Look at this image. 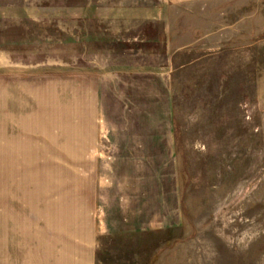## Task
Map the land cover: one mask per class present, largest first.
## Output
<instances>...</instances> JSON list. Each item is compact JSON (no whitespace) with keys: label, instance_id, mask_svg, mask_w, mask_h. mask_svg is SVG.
<instances>
[{"label":"rangeland","instance_id":"374dc122","mask_svg":"<svg viewBox=\"0 0 264 264\" xmlns=\"http://www.w3.org/2000/svg\"><path fill=\"white\" fill-rule=\"evenodd\" d=\"M221 6L133 99L72 19L0 18V264H264V0Z\"/></svg>","mask_w":264,"mask_h":264},{"label":"crops","instance_id":"0c3cea01","mask_svg":"<svg viewBox=\"0 0 264 264\" xmlns=\"http://www.w3.org/2000/svg\"><path fill=\"white\" fill-rule=\"evenodd\" d=\"M239 1L0 0L4 6L0 9V18L12 26L21 25V21L41 23L49 21V18L60 21L65 18L72 19L74 34L78 31L81 35L82 29L84 34L89 32L90 37L95 34L99 37L97 42L104 45L101 50H112L113 55L96 60V64L104 68L118 66L113 72L120 74L121 90L128 99H133L146 97L142 94L144 92L152 94L158 90L153 87L155 82L161 81L158 67L160 62L157 59L162 51H169L171 47V50L176 48L173 47L172 38L174 19L181 17L193 19L198 16L204 28L206 25L208 30H211L210 28L213 30L221 25L217 17L220 14L218 12L222 10L221 5L224 2L232 4ZM178 8L181 14L176 17ZM78 58L81 60V55ZM92 67L89 70L90 78L93 73ZM75 76L77 80V73Z\"/></svg>","mask_w":264,"mask_h":264}]
</instances>
